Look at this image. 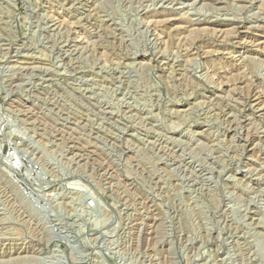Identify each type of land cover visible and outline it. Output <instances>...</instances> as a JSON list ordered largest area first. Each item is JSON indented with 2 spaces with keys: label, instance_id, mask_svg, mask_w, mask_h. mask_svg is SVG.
Returning a JSON list of instances; mask_svg holds the SVG:
<instances>
[{
  "label": "rangeland",
  "instance_id": "obj_1",
  "mask_svg": "<svg viewBox=\"0 0 264 264\" xmlns=\"http://www.w3.org/2000/svg\"><path fill=\"white\" fill-rule=\"evenodd\" d=\"M0 144V264H264V0H0Z\"/></svg>",
  "mask_w": 264,
  "mask_h": 264
},
{
  "label": "bare ground",
  "instance_id": "obj_2",
  "mask_svg": "<svg viewBox=\"0 0 264 264\" xmlns=\"http://www.w3.org/2000/svg\"><path fill=\"white\" fill-rule=\"evenodd\" d=\"M2 148H3V146L0 144V153H1V151H2ZM25 158H23V157H8L7 159H6V162H7V164H6V166H7V169L10 171V175H11V177H10V180H8V181H10L11 183H9L10 185H12V186H14V189L16 190V191H18L19 192V189H20V187H22L23 186V184H25L26 182L25 181H23V180H14L13 179V175L14 174H16V173H18V171H21L24 167H25V164H26V162H25V160H24ZM0 166H5L3 163H2V161H1V159H0ZM29 172V173H36L37 171L35 170V169H32V167L30 168V169H28V170H26V172ZM9 175V174H8ZM9 175V176H10ZM28 177V176H27ZM12 188V187H11ZM23 188V187H22ZM12 190V189H11ZM15 190H13V191H15ZM21 190V189H20ZM29 190V189H28ZM22 191V190H21ZM24 191L25 192H27V190H26V188H24ZM34 192V191H33ZM33 192L31 193V191H30V193H28L29 195H33ZM15 193V192H14ZM21 193V192H20ZM35 193V192H34ZM16 194V193H15ZM49 196V195H48ZM50 197V196H49ZM49 197H47L48 199H49ZM34 198V197H33ZM42 199V198H41Z\"/></svg>",
  "mask_w": 264,
  "mask_h": 264
}]
</instances>
